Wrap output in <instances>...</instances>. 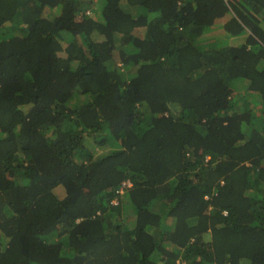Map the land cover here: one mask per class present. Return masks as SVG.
Wrapping results in <instances>:
<instances>
[{
  "label": "trees",
  "instance_id": "obj_1",
  "mask_svg": "<svg viewBox=\"0 0 264 264\" xmlns=\"http://www.w3.org/2000/svg\"><path fill=\"white\" fill-rule=\"evenodd\" d=\"M102 1L0 0V264H264V0Z\"/></svg>",
  "mask_w": 264,
  "mask_h": 264
},
{
  "label": "rangeland",
  "instance_id": "obj_2",
  "mask_svg": "<svg viewBox=\"0 0 264 264\" xmlns=\"http://www.w3.org/2000/svg\"><path fill=\"white\" fill-rule=\"evenodd\" d=\"M82 1L86 2V3H89L92 0H82ZM94 3H96V6H94V8L96 7V9L97 8L99 9L100 5H101V7L103 5V1L102 0H94ZM58 11L59 10H49V11L46 12V14H44V16H46V18H48V19H52L59 13ZM221 26H222L221 23L216 24L215 27H214L216 30H212L211 32L207 33V35H205V39L204 40L205 41H210V40H212L214 38L218 39V35H219L218 30L220 31ZM228 42H229V45H234L235 43H237L236 39L233 40V41H231L229 39ZM62 195H63V192L60 194V196H62Z\"/></svg>",
  "mask_w": 264,
  "mask_h": 264
},
{
  "label": "built area",
  "instance_id": "obj_3",
  "mask_svg": "<svg viewBox=\"0 0 264 264\" xmlns=\"http://www.w3.org/2000/svg\"><path fill=\"white\" fill-rule=\"evenodd\" d=\"M130 183L129 182H126V183H123V187H125V186H128V187H130ZM121 192H123V189L121 190Z\"/></svg>",
  "mask_w": 264,
  "mask_h": 264
}]
</instances>
